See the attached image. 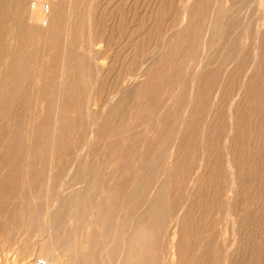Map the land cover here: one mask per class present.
Here are the masks:
<instances>
[{
    "label": "rangeland",
    "instance_id": "rangeland-1",
    "mask_svg": "<svg viewBox=\"0 0 264 264\" xmlns=\"http://www.w3.org/2000/svg\"><path fill=\"white\" fill-rule=\"evenodd\" d=\"M32 1L0 0V264H264V0Z\"/></svg>",
    "mask_w": 264,
    "mask_h": 264
},
{
    "label": "bare ground",
    "instance_id": "bare-ground-1",
    "mask_svg": "<svg viewBox=\"0 0 264 264\" xmlns=\"http://www.w3.org/2000/svg\"><path fill=\"white\" fill-rule=\"evenodd\" d=\"M23 1V0H22ZM42 1H44V0H33L32 1V3H30V4H28V3H26V4H28V6H26V13H25V21H26V23L29 25V26H31V27H33V28H39V31H40V27L42 26V24H43V21L45 20V22H46V25L48 24V21L50 20V18H51V15H52V10L54 9V6H53V8L51 9V6H52V3H53V0H52V3H44V2H42ZM48 2V1H47ZM66 2H67V0H66ZM71 2H73V1H71ZM87 2V1H86ZM17 3V2H16ZM60 3H61V1H60ZM62 3H64L63 1H62ZM65 4V3H64ZM68 4H69V2H68ZM82 4V3H81ZM1 5V4H0ZM47 5V9H46V6ZM60 5V4H59ZM70 5V4H69ZM89 5V4H88ZM21 6H23V5H21ZM66 6V5H65ZM5 7V6H4ZM17 7V6H16ZM25 7V6H24ZM89 7V6H88ZM3 8V7H2ZM1 8V9H2ZM5 8H7V7H5ZM75 8V7H74ZM9 9H11V7H9ZM20 9V8H19ZM18 9V10H19ZM62 9V8H61ZM79 9H80V7H79ZM17 10V9H16ZM24 10V9H23ZM70 10V9H69ZM74 10V9H73ZM2 11V10H1ZM3 11H4V9H3ZM68 12V11H67ZM66 13V12H65ZM72 14L74 13L73 11L71 12ZM69 14V13H68ZM19 15V14H18ZM70 15V14H69ZM77 15V14H76ZM66 16H67V14H66ZM86 16V15H85ZM68 18H69V16H67ZM63 18V17H62ZM65 18V17H64ZM68 18H66V19H68ZM8 19V18H7ZM19 19V18H18ZM90 19V18H89ZM1 20V19H0ZM17 20V19H16ZM57 20H58V18H57ZM60 20V19H59ZM16 22V21H15ZM90 22V21H89ZM18 22H16V25L18 26V24H20V20H19V23L17 24ZM61 23V22H60ZM263 23V22H262ZM5 25V24H4ZM56 25V28H57V24H55ZM263 25V24H262ZM15 26V25H14ZM60 26V25H59ZM31 27H30V29H31ZM49 27V26H48ZM53 27H55V26H53ZM23 28V27H22ZM65 28H68V27H65ZM73 28V27H72ZM55 29V28H54ZM59 29V28H58ZM57 29V30H58ZM25 30V29H24ZM29 30V29H28ZM36 30V29H35ZM48 30V29H47ZM52 31V30H51ZM59 31H65V29L63 30V28H62V30H61V28H60V30ZM67 31V30H66ZM14 32H15V30H14ZM13 32V33H14ZM17 32V31H16ZM15 32V33H16ZM45 32V31H44ZM70 32V31H69ZM14 33V34H15ZM39 33V32H38ZM58 33V32H57ZM60 33V32H59ZM58 33V34H59ZM67 33V32H66ZM31 34V33H30ZM76 34V33H75ZM2 35V34H1ZM5 35V34H4ZM3 35V36H4ZM11 35H13V34H11ZM20 35V34H19ZM33 35V34H32ZM47 35V34H46ZM59 35H61V33L59 34ZM68 35H69V33H68ZM15 36V35H14ZM65 36V35H64ZM5 37V36H4ZM16 37H17V35H16ZM24 37V36H23ZM68 37V36H67ZM22 38V37H21ZM29 38H30V36H29ZM58 38V37H57ZM6 39V38H5ZM34 38H32L31 40H33ZM36 39V38H35ZM35 39H34V41H35ZM39 39H40V37H39ZM43 39V38H42ZM75 39H77V38H75ZM15 40H16V38H15ZM28 40V39H27ZM26 40V41H27ZM7 41H9V40H7ZM11 41V40H10ZM54 41H55V39H54ZM78 41H80L81 42V40H78ZM15 42V41H14ZM28 42V41H27ZM36 42H37V40H36ZM80 42H78V44L80 43ZM2 43H8V42H2ZM45 43V42H44ZM52 43V42H51ZM56 43V42H55ZM59 43V42H58ZM91 43H93V42H91ZM14 44V43H13ZM26 44V43H25ZM28 44H29V42H28ZM28 44L26 45V46H28ZM32 44V43H31ZM33 44H34V42H33ZM38 44H40V43H38ZM3 45V44H2ZM35 45V44H34ZM52 45H53V43H52ZM14 47L16 46V44L15 45H13ZM55 46V45H54ZM93 46V45H92ZM76 47H78V45H76ZM26 48V47H25ZM24 48V49H25ZM64 48H65V46H64ZM67 48V47H66ZM93 48H94V46H93ZM75 49H77V48H75ZM87 49H88V47H87ZM97 49V48H96ZM8 50V49H7ZM16 50V49H15ZM98 50V49H97ZM14 50H13V47H12V52H13ZM32 51V50H31ZM52 51H53V49H52ZM63 51H65V50H63ZM62 51V52H63ZM10 52V51H9ZM25 52V51H24ZM50 52V51H49ZM7 53V52H6ZM20 54H22L21 52H19ZM17 54V55H20V54ZM44 53V52H43ZM12 54V53H11ZM25 54V53H24ZM48 54V53H47ZM91 54V53H90ZM8 55V57H9V54H7ZM38 55V54H37ZM76 55V54H75ZM92 55L93 54H91V56L90 57H92ZM21 56H23L24 57V55H21ZM29 56V55H28ZM94 56V55H93ZM14 57V56H13ZM19 57V56H18ZM17 57V58H18ZM20 59H21V57H19ZM33 58H35V57H33ZM20 59H18V60H20ZM25 59V58H24ZM28 59V58H27ZM5 60V59H4ZM4 60H3V62H4ZM8 60L9 59H7V62H8ZM17 60V59H16ZM35 60V59H34ZM62 60H63V56H62ZM61 60V61H62ZM26 61V60H25ZM25 61H23L22 63H24ZM104 61V60H103ZM35 62V61H34ZM38 62H40V61H38ZM37 62V63H38ZM72 63H75V62H72ZM96 63V62H95ZM17 64H18V61H17ZM88 64V63H87ZM7 65V64H6ZM26 65V64H25ZM37 65V64H36ZM70 65V64H69ZM40 66V65H39ZM61 66H63L62 65V62H61ZM88 66H89V64H88ZM38 67V66H37ZM144 67V66H143ZM24 68V67H23ZM76 68V67H75ZM32 69H33V67H32ZM85 69V68H84ZM89 69H90V66H89ZM100 69V68H99ZM24 70V69H23ZM29 70V69H28ZM36 70V69H35ZM48 70V69H47ZM62 70V69H61ZM96 70V69H95ZM98 70V69H97ZM32 71V70H31ZM78 71V70H77ZM25 72V71H24ZM43 72V71H42ZM23 73V72H22ZM76 73V72H75ZM88 74L90 75V73L88 72ZM25 75V74H24ZM85 75V74H84ZM18 76V75H17ZM33 76V75H32ZM37 76V75H36ZM62 76V75H61ZM86 76V75H85ZM99 76V75H98ZM6 77H7V75H6ZM9 77H11V76H9ZM26 77V76H25ZM64 77V76H63ZM101 77V76H100ZM58 78V77H57ZM60 78V77H59ZM74 78H76V77H74ZM97 78V77H96ZM13 79V78H12ZM102 79V78H101ZM9 80V79H8ZM16 80V79H15ZM196 80V79H195ZM24 81V80H23ZM8 82H10V81H8ZM13 82V81H12ZM11 83V82H10ZM26 83V82H25ZM17 84H18V82H17ZM16 84V85H17ZM4 85H5V83H4ZM8 86V85H7ZM11 86V85H10ZM14 86H12V88H13ZM17 88V87H16ZM24 88V87H23ZM8 89V88H7ZM18 89V88H17ZM31 89V88H30ZM55 89V88H54ZM4 90V89H3ZM21 90V89H20ZM60 90V89H59ZM41 91V90H40ZM39 91V92H40ZM57 92H61V91H58L57 90ZM71 92V91H70ZM53 93V92H52ZM32 94V93H31ZM55 94H57V93H55ZM26 96V95H25ZM36 96V95H35ZM89 98V97H88ZM65 100V99H64ZM105 107V106H104ZM27 111V110H26ZM90 136V135H89ZM89 142V141H88ZM86 145V144H85ZM88 145V144H87ZM261 155V154H260ZM157 185V184H156ZM57 199V198H56ZM23 206L21 205V208H22ZM20 208V209H21ZM20 213V212H19ZM263 214V213H262ZM23 215V214H22ZM18 217H21V216H19L18 215ZM23 217V216H22ZM21 217V218H22ZM23 220V219H22ZM8 221V220H7ZM151 222V221H150ZM22 224H23V221H22ZM50 224H52V223H50ZM153 224V223H152ZM24 225V224H23ZM13 226V225H12ZM147 226V225H146ZM153 226H155V225H153ZM152 226V227H153ZM157 226V225H156ZM156 226L155 227H153V228H155V230H156ZM171 226V225H170ZM24 227V226H23ZM145 227V226H144ZM148 227V226H147ZM149 227H151V226H149ZM25 228H26V225H25ZM50 228H52L51 227V225H50V227H49V229ZM19 229V228H18ZM48 229V230H49ZM53 229H55V228H53ZM139 229H140V227H139ZM148 229V228H147ZM147 229H145V230H147ZM145 230H140L139 231V234H138V242L141 244V247L142 246H144V245H142V242L141 241H143V238H144V236H145V234H147L146 232H145ZM154 230V229H153ZM155 230H154V232H155ZM14 231V230H13ZM23 231V230H22ZM22 231H20V232H22ZM51 231V230H50ZM151 231V230H150ZM38 232V231H37ZM17 233H19V232H17ZM41 233H43V232H41ZM50 233H52V232H50ZM153 233V232H152ZM152 233H150V234H152ZM10 234V233H9ZM8 234V235H9ZM19 234H21V233H19ZM35 234H37V233H35ZM39 234V233H38ZM38 234H37V237H38ZM149 234V235H150ZM26 235V237H27V234H25ZM44 235V234H43ZM55 235V234H54ZM21 236H24V234L22 235L21 234ZM46 236V235H45ZM51 236H52V234H51ZM147 236V235H146ZM43 237V236H42ZM132 237V236H131ZM16 238H20V237H16ZM16 238H15V241H16ZM45 238V237H44ZM46 238H47V236H46ZM135 238V237H134ZM147 238H148V236H147ZM150 238V237H149ZM21 239H22V237H21ZM36 239V238H35ZM41 239V238H40ZM53 239H54V237H53ZM7 240H10V239H8L7 238ZM39 240V238L38 239H36V241L37 242H39V243H36L35 245H32V246H34L33 248L32 247H29V248H31L32 250L30 251V252H28L27 254H23V255H20V258H19V262H18V264H34V261H35V259L36 258H38V257H33V255H35L36 253H38V255H41V256H43L44 258H45V260H46V262H50V260H51V258H53V257H51V252H49V248L48 247H46L42 242H40V241H38ZM43 240V239H42ZM41 240V241H42ZM46 240V239H45ZM135 240V239H134ZM148 240V239H147ZM147 240H145V241H147ZM5 241H6V239H5ZM11 242H13L12 240H10ZM18 241V240H17ZM26 241V240H25ZM78 241V240H77ZM127 241V240H126ZM144 241V242H145ZM9 242V241H8ZM22 242H23V240H22ZM22 242H20V243H22ZM54 242V241H53ZM73 242V241H72ZM79 242V241H78ZM122 242H124V241H122ZM14 243V242H13ZM16 243H18V242H16ZM26 244H29V243H27V241L25 242ZM34 243V242H33ZM32 243V244H33ZM47 243V242H46ZM138 243V244H139ZM78 244V243H77ZM122 244V243H121ZM130 244V243H129ZM14 245V244H13ZM52 245H53V243H52ZM81 245V244H80ZM126 245H127V243H126ZM6 246H8V245H6ZM19 246V245H18ZM21 246V245H20ZM19 246V247H20ZM23 246H24V242H23ZM28 246V245H27ZM71 246V245H70ZM74 246V245H73ZM92 246V245H91ZM122 246V245H121ZM115 247V246H114ZM125 247V246H124ZM3 248V247H2ZM4 248H6V247H4ZM9 248V247H8ZM18 248V247H17ZM26 248V247H25ZM117 249H118V247H116ZM129 248H131V247H129ZM134 248V247H133ZM9 249H11V248H9ZM53 249V248H52ZM75 249V248H74ZM113 249V248H112ZM125 249V248H124ZM20 250H21V248H20ZM28 250V249H27ZM76 250V249H75ZM80 250V249H79ZM130 250V249H129ZM136 250H138V249H136ZM145 250V249H144ZM143 250V251H144ZM151 250V249H150ZM263 250H264V248H263ZM23 251V250H22ZM69 251V250H68ZM104 251V250H103ZM132 250H130V252H131ZM25 252V251H24ZM90 251H88V253H89ZM115 252H117V251H115ZM118 252H120V251H118ZM126 252V251H125ZM130 252H128V253H130ZM140 252V251H139ZM67 253V252H66ZM132 253H134V254H136V252L134 251V252H132ZM131 253V254H132ZM65 254V253H64ZM68 254V253H67ZM66 254V255H67ZM71 254V253H70ZM69 254V255H70ZM74 254V253H73ZM94 254V253H93ZM121 254V253H120ZM144 254H147V253H144ZM144 254H142L143 256L142 257H144ZM150 254V253H149ZM88 255V254H87ZM96 255V254H95ZM122 255V254H121ZM120 255V256H121ZM130 255V254H129ZM19 256V255H18ZM17 256V257H18ZM92 256V255H91ZM124 256V255H123ZM150 256V255H149ZM33 257V258H32ZM65 257V256H64ZM70 257V256H69ZM71 257H73V256H71ZM70 257V258H71ZM75 257V256H74ZM73 257V258H74ZM96 257V256H95ZM80 258H81V256H80ZM101 258V257H100ZM132 258V257H131ZM137 258V257H136ZM144 258H146V257H144ZM58 259V258H57ZM91 259V258H90ZM112 259V258H111ZM123 259V258H122ZM141 259V261H144V260H142V258H140ZM139 259V260H140ZM77 260H78V263H79V259L77 258ZM96 260H99V259H96ZM113 260V259H112ZM121 260V259H120ZM124 260V259H123ZM126 260H127V258H126ZM137 260V259H136ZM93 261H95V260H93ZM119 261V260H118ZM147 261H148V259H147ZM96 262V261H95ZM94 262V263H95ZM98 262H101L100 260L98 261ZM112 262V261H111ZM117 262V261H116ZM135 263V262H134ZM139 263L140 264H143V263H141L140 261H139ZM148 263V262H147ZM146 263V264H147ZM81 264V263H80ZM91 264H93V262L91 263ZM97 264H99V263H97ZM115 264V263H114ZM149 264V263H148Z\"/></svg>",
    "mask_w": 264,
    "mask_h": 264
},
{
    "label": "built area",
    "instance_id": "built-area-1",
    "mask_svg": "<svg viewBox=\"0 0 264 264\" xmlns=\"http://www.w3.org/2000/svg\"><path fill=\"white\" fill-rule=\"evenodd\" d=\"M34 264H47V262L44 258L38 257L35 259Z\"/></svg>",
    "mask_w": 264,
    "mask_h": 264
}]
</instances>
